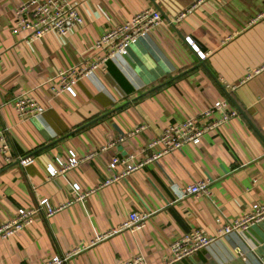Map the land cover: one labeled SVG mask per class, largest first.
I'll use <instances>...</instances> for the list:
<instances>
[{"label":"crops","instance_id":"1","mask_svg":"<svg viewBox=\"0 0 264 264\" xmlns=\"http://www.w3.org/2000/svg\"><path fill=\"white\" fill-rule=\"evenodd\" d=\"M24 1L0 0V125L12 154L34 156L35 162L7 164L0 153V225L43 199L65 207L50 217L38 213L31 225L0 239V264H43L76 248L82 250L66 264H119L138 254L148 264H166L174 241L196 228L215 234L221 224L264 203V69L255 73L264 66V17L258 19L264 0H206L179 21L199 0H71L83 22L66 36L52 32L33 44L13 32L15 9ZM151 6L166 22L76 86L54 93L61 72L97 58L95 44L106 31ZM186 37L209 56L201 60ZM27 93L44 112L25 119L12 101ZM221 100L240 114L200 144H187L102 186L112 176L114 157L144 160L148 145L168 125ZM71 152L94 156L49 178L47 166ZM204 181L210 182V195L181 197L184 187ZM134 211L150 214L141 231L97 241ZM262 261L264 220L246 237H221L171 264Z\"/></svg>","mask_w":264,"mask_h":264},{"label":"built area","instance_id":"2","mask_svg":"<svg viewBox=\"0 0 264 264\" xmlns=\"http://www.w3.org/2000/svg\"><path fill=\"white\" fill-rule=\"evenodd\" d=\"M205 1L199 0L191 8L182 12L177 20L185 18L197 5ZM261 17H264V13L258 19ZM82 22L83 18L75 3L71 0H27L19 4L15 9L13 32L23 35V40L27 44H33L52 32L66 36ZM164 22L166 20L160 9L151 6L138 12L125 23L106 31L95 44L98 50L97 58L92 62L78 64L61 72L58 75L57 85L53 86L54 93L60 95L68 91L83 78L90 76L97 69L104 66L110 59L126 54L128 48L137 42L139 38L156 29ZM186 41L201 60H205L209 56V52L201 50L192 38L186 37ZM263 69L264 66L255 70V73H259ZM252 75V73L248 74L246 80L250 79ZM232 89L235 90L236 86H232ZM12 103L16 107L19 116L25 119L44 112V108L39 102L28 93L18 95L13 99ZM216 114L218 115L216 116ZM239 114L240 110L231 108L228 101L221 100L215 102L213 106L199 115L181 123L177 122L168 125L159 137L148 145L146 148L148 154L144 160L135 161L133 155L114 157L108 166L112 176L102 186L110 185L121 178L131 175L147 164L187 144H200L205 134L218 129ZM145 127L143 125L139 126L127 136H122L111 142V145L117 142H124L127 137L135 135ZM11 150L12 144L7 130L0 125V153L4 156L6 163H17L21 167H27L35 162L34 156H14ZM91 156H94V154L81 158L75 152H71L67 159L57 157L55 159L57 165L51 163L47 166L49 178H55L79 166ZM118 167L122 169L116 171ZM76 189H79V186ZM211 193L210 182L204 181L184 187L181 191V197L199 196L202 194L210 195ZM64 207L65 205L54 207L47 199H43L33 208H20L18 215L14 219L0 225V239H8L31 225L36 214L44 213L47 217H50ZM149 217V213L134 211L129 215L127 221L106 234L100 235L97 241L109 238L123 230L139 232L146 226ZM262 220H264V203H256L241 218L221 224L215 234H208L204 229L196 228L172 243V256L167 260L166 264L191 256L200 249L210 246L221 237L230 234H237L242 238L246 237L250 229ZM236 249L241 253L240 248L237 247ZM81 250L82 248H76L64 255L54 256L43 264H66L72 256L78 254ZM119 264H148V262L143 254H138ZM261 264H264V261Z\"/></svg>","mask_w":264,"mask_h":264}]
</instances>
